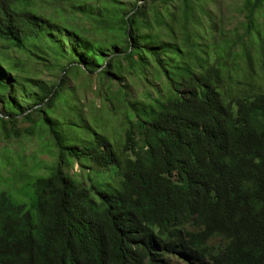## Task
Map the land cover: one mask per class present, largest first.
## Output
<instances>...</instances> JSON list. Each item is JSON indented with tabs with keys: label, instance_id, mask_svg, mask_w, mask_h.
I'll return each mask as SVG.
<instances>
[{
	"label": "trees",
	"instance_id": "obj_1",
	"mask_svg": "<svg viewBox=\"0 0 264 264\" xmlns=\"http://www.w3.org/2000/svg\"><path fill=\"white\" fill-rule=\"evenodd\" d=\"M112 1L97 6L104 33L91 41L35 0H0V122L32 121L24 134L43 132L40 153L55 156L28 180L29 207L0 191V264H264V0H243L232 46L201 42L202 0H181L177 14L157 10L165 0ZM86 5L74 9L90 15ZM2 50L64 76L48 86ZM78 70L110 81L124 70L144 85L138 99L123 92L120 146L72 111L64 79ZM73 163L117 178H77Z\"/></svg>",
	"mask_w": 264,
	"mask_h": 264
},
{
	"label": "rangeland",
	"instance_id": "obj_2",
	"mask_svg": "<svg viewBox=\"0 0 264 264\" xmlns=\"http://www.w3.org/2000/svg\"><path fill=\"white\" fill-rule=\"evenodd\" d=\"M82 2H86V11L90 15H83L77 12L74 7ZM123 9H129V0H117ZM156 2L158 0H155ZM199 2V9L195 12V22L200 23V27L207 30L206 36L202 37L204 44H215L217 46H232L236 39L243 36V23L245 22L242 14L243 0H202ZM166 7L158 1L157 10L164 11L166 8L178 13L176 9L181 5V0H165ZM113 5L110 0H35V9L43 16L55 22L79 29L89 40L101 39L103 35V24L97 14L103 5ZM149 0H139L138 6L147 7ZM90 6L92 9H90ZM95 6V7H94ZM98 6V7H97ZM118 6V5H115ZM121 6H118L120 8ZM201 8L206 12L202 13ZM96 9V10H94ZM99 10V11H97ZM196 25H199L197 24ZM258 27L264 40V14L257 19ZM211 29V31L209 30ZM213 29L215 33L213 34ZM164 30V29H163ZM257 44L249 46V53L252 59L258 60ZM4 54L21 64L25 73L31 77L46 83L48 86L58 83L62 75L59 66L53 61L44 63L41 61L36 64L30 60L27 54L14 50H2ZM260 58V56H259ZM67 61L61 60V65ZM126 67V62H123ZM257 71H259L258 63ZM64 91L69 89L71 93L70 106L78 115L81 116L83 125L93 126L100 130L110 140L115 141V147L121 145L125 135V126L121 120V102L123 92H127L126 99H138L141 96L144 85L135 76L129 75L124 70L117 75L114 81L101 78L97 72H87L78 70L74 75H69L64 79ZM148 89V86H146ZM59 110H67L60 108ZM1 111V105H0ZM34 115V114H33ZM36 118V115H34ZM19 120V119H18ZM4 124V125H3ZM80 124V123H79ZM32 125V121L19 120L15 127H10L8 123L0 122V191L6 193L17 203L25 204L29 207L33 199V189L28 180L40 175H45L47 169L53 165L55 156L40 153V147L46 136L43 132H36L33 135H25L24 131ZM7 129V136L2 134L1 128ZM39 128V127H38ZM6 133V132H5ZM91 169H80L76 163L67 166L71 175L79 178L87 174L93 182L112 181L117 178L112 170H103L91 165ZM28 183V184H27ZM171 264H185L181 261L172 259Z\"/></svg>",
	"mask_w": 264,
	"mask_h": 264
}]
</instances>
